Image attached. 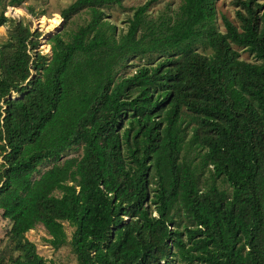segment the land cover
I'll return each mask as SVG.
<instances>
[{
	"label": "trees",
	"instance_id": "1",
	"mask_svg": "<svg viewBox=\"0 0 264 264\" xmlns=\"http://www.w3.org/2000/svg\"><path fill=\"white\" fill-rule=\"evenodd\" d=\"M153 1L73 0L49 54L0 11V264L47 263L37 225L76 264H264V0Z\"/></svg>",
	"mask_w": 264,
	"mask_h": 264
},
{
	"label": "rangeland",
	"instance_id": "2",
	"mask_svg": "<svg viewBox=\"0 0 264 264\" xmlns=\"http://www.w3.org/2000/svg\"><path fill=\"white\" fill-rule=\"evenodd\" d=\"M73 0H26L21 6L14 7L4 4L6 0L0 2V11L5 9L4 14L9 18L23 19L25 22H30L32 30H37L41 33L39 37V49L43 53H50V46L48 44V38L57 32H63L72 27L69 24H65V21L60 16V11L66 7ZM147 0H123L122 7L112 6L107 9L109 13V19L121 28L124 25V21L129 14L132 13L133 6L144 3ZM181 0H154L150 6V16L156 17L160 14H168L175 11L178 8ZM32 9L34 14L28 12V9ZM218 19L221 13H226L228 16H234V8L231 5V0H218ZM86 17V15H83ZM220 22V20H218ZM220 28L222 25L220 23ZM7 38V26H0V43L5 41ZM48 40V41H47ZM201 50V49H199ZM241 56L247 60H254V58L246 52H242ZM156 60V55H152L151 59H139L133 58L131 66L127 68L128 73H133L136 71L138 65L142 63H148ZM13 94L12 97H16ZM81 153L80 149H70L66 154L67 157L77 156ZM65 156V157H66ZM2 162V156L0 155V164ZM51 165L50 162H46L40 166V170L44 171ZM37 177L38 174H35ZM65 230L68 234L72 232L73 228L64 222ZM8 227V220L4 219L0 214V240L4 237L6 228ZM28 239L33 241L36 245L37 251L46 260V264H76V258L73 254L71 247L67 244L58 249L52 248L48 242L45 240L48 238L44 227L42 225H37L34 229L29 230L26 233ZM178 264V263H175Z\"/></svg>",
	"mask_w": 264,
	"mask_h": 264
},
{
	"label": "water",
	"instance_id": "3",
	"mask_svg": "<svg viewBox=\"0 0 264 264\" xmlns=\"http://www.w3.org/2000/svg\"><path fill=\"white\" fill-rule=\"evenodd\" d=\"M8 97H10V95ZM12 98H14V97H12Z\"/></svg>",
	"mask_w": 264,
	"mask_h": 264
}]
</instances>
